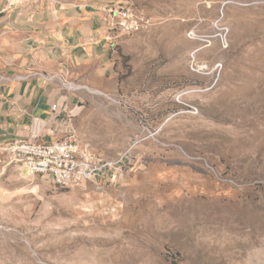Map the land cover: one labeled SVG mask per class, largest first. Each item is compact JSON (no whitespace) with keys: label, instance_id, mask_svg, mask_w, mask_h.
<instances>
[{"label":"rangeland","instance_id":"rangeland-1","mask_svg":"<svg viewBox=\"0 0 264 264\" xmlns=\"http://www.w3.org/2000/svg\"><path fill=\"white\" fill-rule=\"evenodd\" d=\"M127 1L151 25L73 124L118 178H0V264H264V0Z\"/></svg>","mask_w":264,"mask_h":264},{"label":"crops","instance_id":"crops-1","mask_svg":"<svg viewBox=\"0 0 264 264\" xmlns=\"http://www.w3.org/2000/svg\"><path fill=\"white\" fill-rule=\"evenodd\" d=\"M9 1L0 0V178L19 167L2 147L29 138L34 118L49 117L54 104L76 117L87 99L80 90L111 92L122 33L110 34L106 9L127 0ZM65 124L60 118L37 141L56 140Z\"/></svg>","mask_w":264,"mask_h":264},{"label":"built area","instance_id":"built-area-1","mask_svg":"<svg viewBox=\"0 0 264 264\" xmlns=\"http://www.w3.org/2000/svg\"><path fill=\"white\" fill-rule=\"evenodd\" d=\"M26 1L11 0L9 6ZM108 27L111 33L127 34L133 30L151 25L149 17L139 12L131 2H122L106 9ZM76 114L68 107L58 108L52 105V113L46 119L34 118L25 128L29 138L7 142L3 151L7 152L10 162L25 170L29 175H45L62 187L84 184L88 181L96 184L113 183L122 168V155L117 159H106L84 147L77 137L72 119ZM64 117L66 124L61 136L49 143L37 141L52 124Z\"/></svg>","mask_w":264,"mask_h":264}]
</instances>
